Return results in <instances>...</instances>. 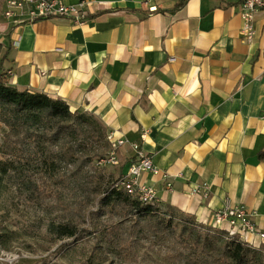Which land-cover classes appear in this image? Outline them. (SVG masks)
Wrapping results in <instances>:
<instances>
[{"label":"crops","instance_id":"obj_1","mask_svg":"<svg viewBox=\"0 0 264 264\" xmlns=\"http://www.w3.org/2000/svg\"><path fill=\"white\" fill-rule=\"evenodd\" d=\"M65 1L88 4L82 25L0 16L10 85L62 99L125 138L120 176L139 144L160 170L140 178L160 208L213 228L229 202L264 233V15L248 44L235 0ZM199 186L208 200L193 195ZM243 241L264 247L259 236Z\"/></svg>","mask_w":264,"mask_h":264},{"label":"trees","instance_id":"obj_2","mask_svg":"<svg viewBox=\"0 0 264 264\" xmlns=\"http://www.w3.org/2000/svg\"><path fill=\"white\" fill-rule=\"evenodd\" d=\"M0 120L17 144L32 142L44 151L36 173L43 180L54 178L51 193L30 176L28 163L0 162L1 171L23 175L30 204L58 213L50 231L59 239L96 235V251L128 263L137 261L141 244L151 243L175 264H264V247L255 248L174 208L146 205L116 189V181L99 174L102 170L91 156L94 149H104L98 164L108 155L105 125L92 114L72 112L62 99L19 91L1 69ZM74 193V202L67 201ZM93 201L95 211L90 210Z\"/></svg>","mask_w":264,"mask_h":264},{"label":"rangeland","instance_id":"obj_3","mask_svg":"<svg viewBox=\"0 0 264 264\" xmlns=\"http://www.w3.org/2000/svg\"><path fill=\"white\" fill-rule=\"evenodd\" d=\"M8 0H0V16H5ZM8 128L0 120V162L18 160L21 164L28 163L30 176L37 180L40 187L48 192L54 190V178L44 179L36 173L40 167L44 151L30 142L28 145L17 144L15 136H8ZM104 154V149L92 151L93 165L110 183L121 176L120 161L118 166L100 167L97 160ZM99 163V162H98ZM90 166V171L93 170ZM0 164V244L8 252L26 256L23 263L31 264H175L159 253V245L141 244L137 249L136 262H123L112 256L95 250L96 235L59 239L50 231V226L58 222V213H53L48 206L32 205L26 199L23 175L11 169L3 174ZM101 174V175H102ZM68 196L67 201L73 203L76 197ZM202 199V198H201ZM208 200V199H207ZM91 211L96 210V202H91ZM199 223V222H198ZM212 228V227H211ZM214 229L220 228L213 227ZM182 232V229H179ZM187 233V232H186Z\"/></svg>","mask_w":264,"mask_h":264},{"label":"built area","instance_id":"obj_4","mask_svg":"<svg viewBox=\"0 0 264 264\" xmlns=\"http://www.w3.org/2000/svg\"><path fill=\"white\" fill-rule=\"evenodd\" d=\"M164 1V0H155ZM178 3L187 0H172ZM243 26L241 35L248 44H253L257 38L256 19L259 14L264 15V0H235ZM6 18H13L17 13L25 12L31 20L40 18L66 19L76 25H82L88 17L86 2L69 4L65 0H8ZM157 12V9L150 8V14ZM145 136H143V139ZM106 141L109 145V152L106 158L99 161L100 167H116L119 164V150L129 142L119 137L116 132H108ZM135 152V160L130 165L128 172L123 174L115 183L114 187L125 191L134 199L146 205L158 203L156 190L141 181L145 173L160 174V170L154 165L152 156L145 154L139 144L131 143ZM170 186V185H169ZM193 195L204 200L210 198L211 191L208 186L196 187ZM214 224L227 232L230 238H239L241 241L248 236H259L264 239V233L258 231L251 221V213L245 207L232 206L229 202L216 211ZM244 242V241H243ZM246 243V242H245ZM251 243V242H250ZM249 242L248 245L252 246ZM260 248V247H258ZM26 256L14 252H8L0 244V264H26ZM31 264H40L33 262Z\"/></svg>","mask_w":264,"mask_h":264}]
</instances>
